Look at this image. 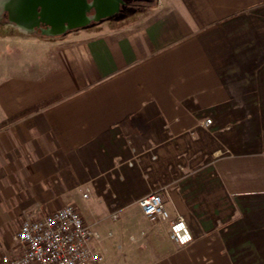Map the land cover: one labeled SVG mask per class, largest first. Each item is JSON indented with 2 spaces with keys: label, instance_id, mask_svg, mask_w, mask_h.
<instances>
[{
  "label": "crops",
  "instance_id": "0c3cea01",
  "mask_svg": "<svg viewBox=\"0 0 264 264\" xmlns=\"http://www.w3.org/2000/svg\"><path fill=\"white\" fill-rule=\"evenodd\" d=\"M122 1L63 9L37 48L0 31V258L72 204L104 264H264V0ZM150 192L191 243L147 219Z\"/></svg>",
  "mask_w": 264,
  "mask_h": 264
},
{
  "label": "built area",
  "instance_id": "2783aa9c",
  "mask_svg": "<svg viewBox=\"0 0 264 264\" xmlns=\"http://www.w3.org/2000/svg\"><path fill=\"white\" fill-rule=\"evenodd\" d=\"M210 122L209 118L203 124L207 126ZM138 202L152 223L169 222L170 237L179 247L194 240L182 215L171 218L160 193L150 192ZM14 238L19 253H4L0 264H104L103 254L91 246L94 240H99V233L85 222L72 204L41 218L24 220Z\"/></svg>",
  "mask_w": 264,
  "mask_h": 264
},
{
  "label": "rangeland",
  "instance_id": "374dc122",
  "mask_svg": "<svg viewBox=\"0 0 264 264\" xmlns=\"http://www.w3.org/2000/svg\"><path fill=\"white\" fill-rule=\"evenodd\" d=\"M68 1H69V4L71 5V7L77 8V10H78L79 6H80V8L82 7L83 10H87V9L92 10L91 9L92 8V0H66V2H68ZM2 2L3 3H5V2L9 3L10 0H0V6H1ZM147 2H148V0H135V1H129V2L123 0L121 3L123 5L122 7L124 8L126 13L129 10H130V13H135V12L141 13V12L148 9V7L145 6ZM46 6H47V4L46 5H39L38 9L36 10L35 17L32 18L29 23H24L22 21L15 20L14 18H12L11 13L9 11H6V10L1 11L0 12V31L3 32V36H10L11 35L10 33H13L15 35H19L22 40H27V39L30 41L39 40L40 43H37V44L34 43L33 44V45H36L35 47L37 48V47H41L42 41L55 40V39L61 37L62 35H64L65 32H64V30H62L63 28L61 26L58 27V29H57L50 22V19H52L54 15L52 12V8L46 7ZM89 10H87V16H88V18L90 17V19H93V18H91V15H93V13H91V11H89ZM19 45H22L24 47L28 46L26 43L19 44ZM37 50L34 49L35 54H36ZM46 56L43 55L42 53H40L38 55L36 54L35 57H33L30 54L29 59L31 57L32 58L31 60L38 63L40 66L43 64V61H44ZM24 58H25V56H24ZM26 58H28V57H26ZM46 59H47V57H46ZM18 61H19V63H21V61H25V59H23V57L20 56V60L18 59ZM54 62H56V60ZM93 246L95 248H99L98 245H96V243L93 244Z\"/></svg>",
  "mask_w": 264,
  "mask_h": 264
},
{
  "label": "bare ground",
  "instance_id": "6f19581e",
  "mask_svg": "<svg viewBox=\"0 0 264 264\" xmlns=\"http://www.w3.org/2000/svg\"><path fill=\"white\" fill-rule=\"evenodd\" d=\"M30 6H31V0H10L9 2V8L11 10V15L15 19L22 21L24 23H29L30 20L34 18L36 15L35 8L28 9ZM18 9L19 10L21 9V11L18 12ZM55 27L58 29L59 27L58 24H56Z\"/></svg>",
  "mask_w": 264,
  "mask_h": 264
},
{
  "label": "water",
  "instance_id": "95a60500",
  "mask_svg": "<svg viewBox=\"0 0 264 264\" xmlns=\"http://www.w3.org/2000/svg\"><path fill=\"white\" fill-rule=\"evenodd\" d=\"M46 4H47L46 7L52 8V12L54 15L53 18L50 19V22L52 23V25L54 27L56 24H58V26H59V23L62 25V20L59 21L58 18L61 17V13H63L64 10H68L69 7L71 6L69 4V1L66 2V0H31V6L32 7L30 6L28 9L35 8L37 10L39 5H46ZM33 5H34V7H33ZM63 5H65L66 9L63 8ZM69 26H70V23H69ZM63 30H64V28H63Z\"/></svg>",
  "mask_w": 264,
  "mask_h": 264
},
{
  "label": "trees",
  "instance_id": "16d2710c",
  "mask_svg": "<svg viewBox=\"0 0 264 264\" xmlns=\"http://www.w3.org/2000/svg\"><path fill=\"white\" fill-rule=\"evenodd\" d=\"M124 1L129 2V1H135V0H124ZM133 10H134V9H133ZM129 12H130V10L127 11V13H129ZM58 99H59V97H54V98H51V99H49V100H46V101H44V102H42V103H40V104H38V105H36V106L30 108V109H27L26 111L20 113V114L17 115L16 117L11 118V120H15V119H17V118H19V117H21V116H24V115L30 113V112L36 111V110H38V109H40V108H42V107H45V106H47V105H49V104H52V103H54L55 101H57ZM11 120H10V121H11ZM3 124H5V123H0V127H1Z\"/></svg>",
  "mask_w": 264,
  "mask_h": 264
}]
</instances>
